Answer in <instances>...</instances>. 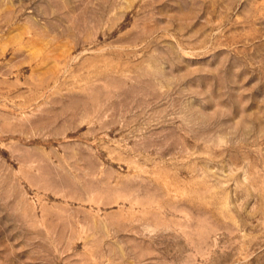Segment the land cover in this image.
<instances>
[{
    "label": "rangeland",
    "instance_id": "obj_1",
    "mask_svg": "<svg viewBox=\"0 0 264 264\" xmlns=\"http://www.w3.org/2000/svg\"><path fill=\"white\" fill-rule=\"evenodd\" d=\"M0 264H264V0H0Z\"/></svg>",
    "mask_w": 264,
    "mask_h": 264
}]
</instances>
